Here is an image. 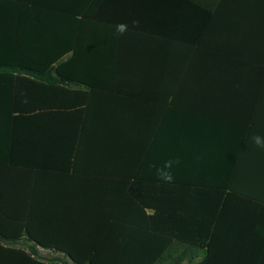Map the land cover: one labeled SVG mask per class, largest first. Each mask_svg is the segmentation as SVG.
Returning <instances> with one entry per match:
<instances>
[{
	"label": "crops",
	"instance_id": "obj_1",
	"mask_svg": "<svg viewBox=\"0 0 264 264\" xmlns=\"http://www.w3.org/2000/svg\"><path fill=\"white\" fill-rule=\"evenodd\" d=\"M227 1L226 15L203 16L173 0L182 21L210 24L193 26L188 41L180 42L179 63L170 62L164 49L167 62L152 64L149 77L118 83L120 68L108 47L113 33L94 25L121 21L124 7L136 0H103L98 18L84 15L95 0H3L0 55L36 71L60 67L87 88L63 92L20 80L19 90L0 91V224L21 230L30 222L32 229L50 232L115 230L127 237L112 244L132 249L117 260L135 264L155 263L173 242L179 249L169 262L232 264L256 252L260 259L264 150L249 137L264 134V0ZM206 3L217 12L220 0ZM163 18L176 20L168 12ZM203 35L211 36L209 45L197 47ZM103 72H115V78ZM14 76L2 88L14 85ZM170 158L180 160L174 181L159 182L149 164ZM157 229L190 233L198 243L200 232L210 230L216 250L186 256L189 243L172 234L142 236ZM239 247L243 256L233 251ZM38 249L43 259L64 254ZM21 250L0 243V264H58Z\"/></svg>",
	"mask_w": 264,
	"mask_h": 264
},
{
	"label": "trees",
	"instance_id": "obj_2",
	"mask_svg": "<svg viewBox=\"0 0 264 264\" xmlns=\"http://www.w3.org/2000/svg\"><path fill=\"white\" fill-rule=\"evenodd\" d=\"M17 1H31V0H17ZM103 0H95V4L85 12L84 15L87 17H97L99 12V3ZM173 0H136V4L128 5L124 7V18L121 21L107 23L99 22L94 26H98L99 30H106L112 32L113 36L111 40H108V47L114 50L115 55L111 56L114 62H116L118 73V83L120 80L126 78L138 80L142 77L147 78L151 75L150 66L152 64H160V66L167 62V57H163V50H170V62L179 63L181 54L179 53L181 41H188L186 35L192 31V27L198 25L201 21H187L184 22L178 16H181L180 7L172 2ZM192 7L196 8L203 16H221L226 15L227 10L231 8V1L220 0L217 5V12L213 10L211 5L207 4V0H184ZM219 1V0H217ZM3 0H0V9L3 6ZM171 6L169 9H167ZM95 7V8H94ZM261 11H264V5H261ZM165 12L172 13L176 20L165 21L163 15ZM187 13L189 15L194 14L192 8H188ZM0 14L2 12L0 11ZM132 20V18H134ZM98 18V17H97ZM101 17H99L100 19ZM210 20V19H209ZM137 22L133 24V22ZM121 22L128 24V31L123 35L116 33L115 26ZM216 22V21H215ZM210 24V21H202L200 26ZM207 27L205 29H207ZM190 37V36H188ZM201 40L197 47L204 48L209 45L210 37L207 35L201 36ZM59 59V58H58ZM56 60L55 63L61 62L62 58ZM165 60V61H164ZM53 65V64H52ZM14 76V85H4L2 88L1 83H7L9 78ZM68 72L60 69V67H51L47 70L36 71L27 68H23L18 65H13L10 59L4 58L0 55V91H10L12 86L14 91L19 90L20 80H25L38 88H48L62 90L63 92L69 91V88H87V84L81 80H75V78H69ZM104 78H115V72H103ZM162 73V72H159ZM20 75H27L23 77ZM102 78V77H101ZM103 79V78H102ZM3 82H2V81ZM10 82V81H9ZM48 83L50 85H45ZM94 83V82H93ZM10 84V83H9ZM19 84V85H17ZM53 85V86H52ZM63 85V86H61ZM65 85V86H64ZM69 87V88H68ZM117 92L121 93L122 90L117 86ZM143 98V97H142ZM167 103V102H161ZM178 107L174 102L171 104ZM132 191V189H131ZM225 190H220V196L224 194ZM142 205H146V201L141 198L138 200ZM222 199H218L217 206L214 212V219L216 218L220 209ZM9 217V216H8ZM12 221V217L8 218ZM213 219V221H214ZM27 220V219H26ZM8 221V220H7ZM30 221V220H29ZM10 222V221H8ZM13 222V221H12ZM1 223V220H0ZM30 222H28V229H14L12 225L0 224V243L10 246L21 248V252L26 256H33L36 259L47 261L49 263L58 264H135L129 261H119V255L123 256L130 254L132 249L129 247H121L120 245L112 244L120 237H127L126 234L121 232L95 230V231H74V232H50V231H36L31 228ZM27 226V224H24ZM23 227V226H22ZM154 232L143 233L142 236H146L151 233H155L157 236L174 235L182 241H187L189 246L185 250L186 256L196 257L203 255L204 257L210 256L214 253L216 248L212 242L209 243L211 231L200 232V235H204V239L198 243V241L190 238V233L185 234L184 232H165L164 230H153ZM128 234H134L129 232ZM141 235L139 237H142ZM213 239V238H212ZM131 240V239H130ZM129 240L125 241L128 246ZM210 244V245H209ZM38 245L43 246L47 249H54V253H64L63 257H53L50 259H43L39 252ZM121 247V248H120ZM179 246L176 243H172L169 248L162 252L160 258L153 264H180L179 262H169L165 259L178 251ZM208 249V250H207ZM231 250V249H230ZM236 251L240 256L244 255V248L239 247L233 250ZM231 253V252H230ZM140 254H135V256ZM257 256V257H256ZM31 258V257H29ZM70 258L71 262L68 260ZM243 258V257H242ZM250 260L240 261L232 264H264V249L261 253L260 259L258 252L250 255ZM259 259V260H258ZM33 260V259H32ZM35 262V259L33 260ZM188 264H210L209 261H203L201 263L190 261Z\"/></svg>",
	"mask_w": 264,
	"mask_h": 264
},
{
	"label": "clouds",
	"instance_id": "obj_3",
	"mask_svg": "<svg viewBox=\"0 0 264 264\" xmlns=\"http://www.w3.org/2000/svg\"><path fill=\"white\" fill-rule=\"evenodd\" d=\"M137 22H133L136 24ZM116 33L118 35H123L128 31V24L125 22H121L115 26ZM250 142L261 150H264V134L253 133L249 137ZM180 164L179 159H168L165 160L162 165H158L155 162L149 164V168L154 170L155 176L159 182L162 183H172L174 181L173 168Z\"/></svg>",
	"mask_w": 264,
	"mask_h": 264
},
{
	"label": "rangeland",
	"instance_id": "obj_4",
	"mask_svg": "<svg viewBox=\"0 0 264 264\" xmlns=\"http://www.w3.org/2000/svg\"><path fill=\"white\" fill-rule=\"evenodd\" d=\"M43 254H47V253L45 252V253H43ZM48 254H50V253H48Z\"/></svg>",
	"mask_w": 264,
	"mask_h": 264
}]
</instances>
